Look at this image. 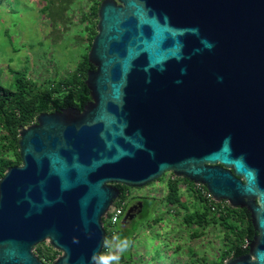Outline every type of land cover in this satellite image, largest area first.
<instances>
[{"label":"water","instance_id":"obj_1","mask_svg":"<svg viewBox=\"0 0 264 264\" xmlns=\"http://www.w3.org/2000/svg\"><path fill=\"white\" fill-rule=\"evenodd\" d=\"M86 61L18 130L0 264H44V242L48 264H87L115 185L166 172L247 216L245 253L222 264H264V0H101Z\"/></svg>","mask_w":264,"mask_h":264},{"label":"rangeland","instance_id":"obj_2","mask_svg":"<svg viewBox=\"0 0 264 264\" xmlns=\"http://www.w3.org/2000/svg\"><path fill=\"white\" fill-rule=\"evenodd\" d=\"M97 1L0 0V86L13 88V72L22 73L37 89L69 73L79 55L86 52L85 23L81 19L87 11L86 24L93 22L90 10ZM171 176L166 172L144 187L124 191L125 204L144 197L140 199L149 207H144L127 229L134 242L123 256L129 264H199L200 259L209 262L223 250L218 225L194 228L199 235L190 236L180 221L184 210L162 202ZM177 187L187 210L198 209L199 203L188 194L187 184L180 181ZM47 246L44 242L32 252L45 253ZM51 252L52 258L60 255ZM124 262L121 259L120 264Z\"/></svg>","mask_w":264,"mask_h":264},{"label":"trees","instance_id":"obj_3","mask_svg":"<svg viewBox=\"0 0 264 264\" xmlns=\"http://www.w3.org/2000/svg\"><path fill=\"white\" fill-rule=\"evenodd\" d=\"M100 1L98 0L94 7L98 6ZM94 7L90 10L93 18L92 23L86 24V15L89 13L87 11L84 18L81 19L85 23L86 37L84 39L86 42V52L79 55L75 66L69 73L53 80L50 85L37 89L34 83L25 78L22 73L13 72V88L8 89L0 86V177L8 167L14 165L18 158L16 144L18 130L32 124L37 114L46 111L56 92L91 66L86 61V53L95 35L96 10ZM180 181L187 184L188 194H190L193 201L199 203L198 209L187 210L185 203L180 201V194L177 187ZM115 187L119 189L120 197L113 202L114 205L118 201L124 200V191L127 189L120 185H115ZM200 188L206 190L203 186ZM162 202L168 206H174L184 210L180 216V221L189 230L190 236L197 237L199 234L194 232V228L202 230L209 223L218 225L222 230L221 243L223 250L220 255L209 262L200 259L199 264H222L223 260L229 257L234 258L245 253L246 249L241 248V245L244 241L248 242L251 239L252 229L242 209L230 208L226 203L221 201L214 202L211 200L208 202L202 197L199 190L195 188V185L185 179L175 177H172L166 182V193ZM146 205L147 203L144 205L145 208ZM102 227L108 232V236L121 234L122 236L128 237L127 229L119 225L110 226L106 217L102 219ZM50 252L54 253L47 246L45 253L37 251L34 255L44 264H48L54 259L50 256ZM123 258L121 259L125 261L124 264H129Z\"/></svg>","mask_w":264,"mask_h":264},{"label":"clouds","instance_id":"obj_4","mask_svg":"<svg viewBox=\"0 0 264 264\" xmlns=\"http://www.w3.org/2000/svg\"><path fill=\"white\" fill-rule=\"evenodd\" d=\"M133 243L129 237L114 234L111 239L102 240L101 248L93 251L87 264H120L121 258L132 248Z\"/></svg>","mask_w":264,"mask_h":264},{"label":"flooded vegetation","instance_id":"obj_5","mask_svg":"<svg viewBox=\"0 0 264 264\" xmlns=\"http://www.w3.org/2000/svg\"><path fill=\"white\" fill-rule=\"evenodd\" d=\"M119 197H120V195H119ZM140 198H144V197H140ZM140 198L139 199H132V200L128 201L126 204L124 203L125 206L123 205L124 207L122 208L121 214L119 215V218H118V225L120 227L128 229L129 226L131 225L130 223L141 216L140 214L143 211L144 205L146 202H145V200H142ZM117 199H119V198H117ZM124 201L126 202L127 199L126 200L124 199ZM148 208H146V209H148ZM146 209H145V211H146Z\"/></svg>","mask_w":264,"mask_h":264},{"label":"built area","instance_id":"obj_6","mask_svg":"<svg viewBox=\"0 0 264 264\" xmlns=\"http://www.w3.org/2000/svg\"><path fill=\"white\" fill-rule=\"evenodd\" d=\"M172 178V177H171ZM202 185L196 184L195 188L197 190H199L200 194L202 195V197L207 200L208 202H210L212 200L211 196L209 195V193L206 190L201 189ZM213 201V200H212ZM125 201L121 200L120 202L118 201L117 204L114 205V203L109 207L108 211L106 212L105 216L107 218V222L109 223L110 226H114L115 223L118 222V218L119 215L121 214L123 205H124ZM212 210V207H211ZM117 221V222H114ZM248 245L247 241H244L241 245V248L246 249Z\"/></svg>","mask_w":264,"mask_h":264},{"label":"crops","instance_id":"obj_7","mask_svg":"<svg viewBox=\"0 0 264 264\" xmlns=\"http://www.w3.org/2000/svg\"><path fill=\"white\" fill-rule=\"evenodd\" d=\"M49 1H53V0H49Z\"/></svg>","mask_w":264,"mask_h":264}]
</instances>
